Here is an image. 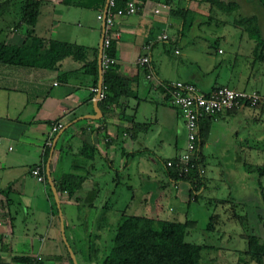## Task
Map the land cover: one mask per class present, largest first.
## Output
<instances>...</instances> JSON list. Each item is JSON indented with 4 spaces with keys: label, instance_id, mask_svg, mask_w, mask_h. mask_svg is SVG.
Wrapping results in <instances>:
<instances>
[{
    "label": "crops",
    "instance_id": "1",
    "mask_svg": "<svg viewBox=\"0 0 264 264\" xmlns=\"http://www.w3.org/2000/svg\"><path fill=\"white\" fill-rule=\"evenodd\" d=\"M134 1L137 13L113 18L118 33L112 40L113 72L119 78L115 80L118 91L126 87L127 95L121 94L116 106L105 108L104 113L98 100L92 104L93 77L82 63L63 58L53 70L0 65V264H24L36 255L40 264H73L67 248L75 264H100L110 226L121 210L131 212L134 203L141 215L162 218L152 212L156 203L164 206L182 200L181 189L187 191V186L171 182L163 162L182 151L184 128L177 109L155 87L156 81L187 82L202 91L216 86L256 91L240 87L247 57L229 51L219 58L226 38L212 33L206 0ZM38 2L32 27L23 25L20 12L15 11L17 25L5 37L0 33V38L18 44L29 32L43 44L73 43L87 49V60L95 55L96 63L101 29L97 16L105 0ZM160 34L166 38L157 39ZM147 43L150 79L145 78L146 69L135 63ZM261 109L239 106L207 119L205 139L197 150L204 171L199 191L207 184L209 159L235 155L230 143L239 135L259 139L260 133L254 134L248 124L260 121ZM231 120L239 124L232 126ZM55 123L61 127L46 146ZM238 128L243 129L241 134ZM46 165L60 218L45 178ZM34 166L40 167L43 182L30 174ZM67 173L77 178L70 194L56 191L58 180ZM120 190L123 194L117 193Z\"/></svg>",
    "mask_w": 264,
    "mask_h": 264
},
{
    "label": "trees",
    "instance_id": "2",
    "mask_svg": "<svg viewBox=\"0 0 264 264\" xmlns=\"http://www.w3.org/2000/svg\"><path fill=\"white\" fill-rule=\"evenodd\" d=\"M18 1L20 22L27 28L32 27L35 21L39 2L38 0H0V24L4 16L10 11L11 4ZM128 0H114V8H121ZM209 13L218 11L221 14L233 15L230 18L232 25L238 26L252 42L251 52L255 58H262L264 50V34L261 31L258 19L255 15H244L240 11V5L236 0H206ZM167 2V0H164ZM248 4L255 2L264 13V0H246ZM176 11V10H175ZM185 11V10H177ZM237 12V13H236ZM234 13V14H233ZM236 13V14H235ZM210 15V14H209ZM17 20L14 22V27ZM1 31V28H0ZM30 38V42L25 41ZM87 49L73 43L49 40L43 44L40 39L26 32L24 39L18 44L5 43L0 40V65L27 66L48 70L57 69L58 63L63 58H69L74 62L82 63V68L93 77L92 86H96L95 55L87 60ZM109 57L113 58L114 45L110 41L105 50ZM111 65L101 73L102 98L98 100V107L104 113L105 108L116 106V99L121 94L127 95V88L122 87L118 91L116 81L119 78L113 72ZM262 104L256 106L259 107ZM254 107V108H256ZM207 119H202L198 124V147L203 143L207 132ZM166 161V160H165ZM164 170L171 182H182L187 186L188 196L192 200L203 186V176L198 174L196 166L201 162L199 153L194 155V167L181 176L172 167ZM245 172L252 173L256 177L264 176V166L244 165ZM44 177V176H43ZM76 177L72 174H64L58 180L56 191L72 193L76 184ZM261 192V191H260ZM235 217H240L236 215ZM245 215L243 216V218ZM255 229L245 234V248L243 254L253 264H264V195L261 193L255 206ZM195 226V220L187 217L182 221L175 219L156 218L138 215L121 210L119 217L110 226L105 244L100 255V264H202L200 253L203 249L210 248L205 244H190L184 241V236L189 227ZM24 260V262H26Z\"/></svg>",
    "mask_w": 264,
    "mask_h": 264
},
{
    "label": "rangeland",
    "instance_id": "3",
    "mask_svg": "<svg viewBox=\"0 0 264 264\" xmlns=\"http://www.w3.org/2000/svg\"><path fill=\"white\" fill-rule=\"evenodd\" d=\"M236 1L240 5L241 13L244 15L253 14L257 17L261 31L264 34V13L259 9V6L255 2L252 6L246 0ZM18 4V1L11 4L7 17L0 24V33L3 32L4 37L8 33H12L14 29L13 16L15 11H18ZM209 14L207 23L212 26V33H223L226 38V43L220 45L224 49V54L219 58L224 57L229 51L247 57V63L244 65L245 70L240 75L242 79L240 87L264 94V50L262 58L258 59L253 56L252 52L250 53L252 42L248 40L243 31L233 27L230 21L233 15L221 14L218 11H212ZM256 108H262V111L259 112L260 121L258 123L250 122L248 125L251 128L250 131H253L254 134L260 133L259 141H255V135L252 138L253 141L249 138L243 139L239 135L235 143H230L231 148H236L237 153L235 155L230 153L221 155L225 156L223 159L214 160L216 159L214 157L208 160L207 184L203 191L197 192L198 194L193 200L194 196L189 197L185 188L181 189L184 196L182 200L168 201L164 206L161 203H156L157 207L152 210V212H157L159 216L165 219L182 221L187 217L195 220V226L187 229L184 241L190 244L211 246L201 251L202 264H253L244 256L242 251L245 248V234L256 227L255 206L259 201L260 194L264 195V176L258 178L252 173L245 172L243 168L245 164L264 166V102ZM237 123L239 124L238 121L234 120L230 122L232 126ZM236 130L241 134L243 129L238 128ZM252 144H256L254 145L255 148L248 149V146L252 147ZM156 167L161 169L158 161H156ZM214 173L221 175L216 178ZM203 174L204 171L201 176ZM175 188L172 185L171 189L175 190ZM117 193L123 194L121 190ZM175 203H179L178 206ZM133 205L135 204L131 203L132 207L129 208L133 214H143ZM143 210L148 214L147 207ZM236 215L240 217H235ZM101 234L103 235V231ZM100 241L99 252L96 257L100 255L101 238ZM86 255L84 254L85 257ZM88 258L89 256H87Z\"/></svg>",
    "mask_w": 264,
    "mask_h": 264
},
{
    "label": "built area",
    "instance_id": "4",
    "mask_svg": "<svg viewBox=\"0 0 264 264\" xmlns=\"http://www.w3.org/2000/svg\"><path fill=\"white\" fill-rule=\"evenodd\" d=\"M139 6L134 0H128L121 8H114V0H107L105 15L102 18L98 14L97 18L103 21L101 54H100V71L104 72L114 63V58L109 57L105 50L108 48L110 41L118 37V33L113 30V18L124 17L137 13ZM156 12V10H154ZM165 34H160L157 39H165ZM144 53L138 56L135 63L146 69L145 78H152V72L148 67L149 43L143 46ZM218 52H220L218 50ZM156 88L163 92V96L168 100L170 105L175 107L179 113L184 128V147L174 158L165 161L166 167H172L178 175L185 174L190 168L194 167V155L198 145V124L202 119H215L219 114L230 111L239 106L254 108L264 102V97L256 91H243L227 86H216L208 91H202L195 85L187 82H160L156 81ZM103 87L100 84L97 100L101 99ZM90 92L95 94L96 86L90 88ZM61 127L59 123L53 124L49 128V134L45 145L51 144L50 138ZM198 174L203 173L200 165L196 166ZM30 174L40 182L44 181L40 173V167L34 166ZM39 256H31L24 264H40Z\"/></svg>",
    "mask_w": 264,
    "mask_h": 264
},
{
    "label": "water",
    "instance_id": "5",
    "mask_svg": "<svg viewBox=\"0 0 264 264\" xmlns=\"http://www.w3.org/2000/svg\"><path fill=\"white\" fill-rule=\"evenodd\" d=\"M106 3H107V0H105V6H104V9H103V11L101 13V17L102 18L105 15ZM100 24H101L100 25L101 26L100 37H99V41H98V45H97V53H96V63H97L96 92L94 94V99H93V102H92V104H94V105H95V103L97 101V97H98V93H99V89H100V84H101V71H100V65L99 64H100L101 39H102V27H103V21L102 20H101ZM26 43H27V41H26ZM94 111H96V109H94ZM91 117H95V116H91ZM45 178L47 180V183L50 185L52 196H53V200L55 202V205H56V208H57V211H58V217L60 218V212H59L57 197H56L55 191L53 190V188L51 186V182H50L49 175H48V172H47V165L45 166ZM59 224H60V236H61L62 241L66 245L65 238H64V235H63V228H62L61 221H60ZM67 251H68V254H69L70 258H71L72 263L75 264L73 256H72V254H71V252H70V250L68 248H67Z\"/></svg>",
    "mask_w": 264,
    "mask_h": 264
}]
</instances>
